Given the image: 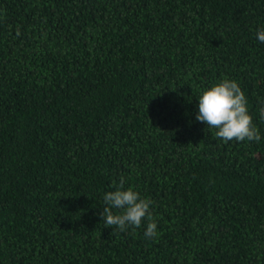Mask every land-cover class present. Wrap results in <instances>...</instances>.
Masks as SVG:
<instances>
[{"label": "trees", "instance_id": "trees-1", "mask_svg": "<svg viewBox=\"0 0 264 264\" xmlns=\"http://www.w3.org/2000/svg\"><path fill=\"white\" fill-rule=\"evenodd\" d=\"M258 29L264 0H0V264H264ZM225 77L259 142L196 120ZM121 179L157 237L105 228Z\"/></svg>", "mask_w": 264, "mask_h": 264}, {"label": "clouds", "instance_id": "clouds-1", "mask_svg": "<svg viewBox=\"0 0 264 264\" xmlns=\"http://www.w3.org/2000/svg\"><path fill=\"white\" fill-rule=\"evenodd\" d=\"M257 39L264 43V29L257 30ZM198 100L196 120L205 123L208 128L217 129L215 137L225 144L232 140L259 142L261 139L249 113L246 95L235 80L223 78L204 90ZM113 187L114 191H108L103 196L105 207L100 215L105 228L124 232L129 227H141L146 219L145 238L157 237V223L151 211L153 201L141 197L132 187L125 189L123 179L118 185L114 182Z\"/></svg>", "mask_w": 264, "mask_h": 264}]
</instances>
